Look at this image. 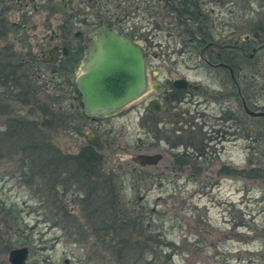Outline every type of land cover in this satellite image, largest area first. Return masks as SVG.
<instances>
[{"label":"rangeland","instance_id":"1","mask_svg":"<svg viewBox=\"0 0 264 264\" xmlns=\"http://www.w3.org/2000/svg\"><path fill=\"white\" fill-rule=\"evenodd\" d=\"M256 5V0H227L220 11L221 3L212 0L207 9H214L210 15L215 19L223 12L229 23L228 31L236 28L240 43L249 37L257 45L253 29ZM17 6L13 0H0V11H5L4 16L13 24L22 19ZM230 10L235 13H229ZM20 23L18 28L1 31L0 49L9 56L18 51L19 56L22 53L28 59L29 51H36L35 40L31 38L32 33H23L24 23L22 20ZM261 48L245 69L248 76L243 82L248 90L254 84L260 89L259 105L264 104V48ZM11 84L18 85L15 81L8 83ZM32 84L34 90H39L36 98L33 94L29 100L19 87L5 93L7 90L0 83V134L8 129L12 118L36 120L41 116L43 123L46 116L38 112L39 104L48 95L53 96L50 100L55 102V110L60 111L62 106L68 112L66 124H59L57 130L47 127L60 152L75 155L92 143L104 157L99 167L94 168L97 171L93 177H118L119 195L126 206L140 207L146 211V218H154L151 233L158 238L151 239L144 247L147 261L152 264H264V118L245 113L239 148L230 147L217 159L218 164L202 172L195 170L189 157V124L141 125L138 114L126 109L105 118L87 116L83 108L69 106L73 96L78 95L75 86L67 93L65 79L53 77L48 67H35ZM156 151L165 155L157 168H143L131 161L130 157L136 154ZM180 155L186 157L177 160ZM225 162L245 168L231 169L229 163L227 169H220V163ZM30 163L36 165L34 160L27 159L26 152L11 151L0 144V264H10V250L23 246L30 250L27 264H116L110 257L96 253L109 244L106 246L97 239L91 226L87 227L88 241H80L73 232L74 224L67 220L55 222L60 214L53 203L54 195L42 192L41 183L46 178L37 174ZM75 189L66 191L62 186L55 196L83 224L89 221L82 205L85 191L77 186Z\"/></svg>","mask_w":264,"mask_h":264},{"label":"flooded vegetation","instance_id":"2","mask_svg":"<svg viewBox=\"0 0 264 264\" xmlns=\"http://www.w3.org/2000/svg\"><path fill=\"white\" fill-rule=\"evenodd\" d=\"M13 1L24 23L23 33H32L35 40L32 65L26 71L35 98V67H48L53 77L65 79L67 93L75 86L78 94L76 80L90 42L100 30L125 34L142 50L149 81L147 92L125 109L138 114L141 125L189 124V157L196 171L211 169L230 147L239 148L245 102L251 110H264V104L258 103L260 89L254 84L247 91L243 84L248 76L245 69L264 45V0H256L258 5L253 7L257 45L249 37L240 43L236 28L228 31L223 12L212 18L214 9H207L212 0ZM216 2L222 11L227 0ZM21 20L14 23L15 28ZM250 53L252 57L247 56ZM10 88L14 86L6 90ZM73 99L71 109L82 108L79 94ZM229 163H220L219 168L227 169ZM230 164L231 169L245 168Z\"/></svg>","mask_w":264,"mask_h":264},{"label":"trees","instance_id":"3","mask_svg":"<svg viewBox=\"0 0 264 264\" xmlns=\"http://www.w3.org/2000/svg\"><path fill=\"white\" fill-rule=\"evenodd\" d=\"M4 14L5 11H0V33L9 28L15 29V24L10 23ZM32 55L31 50L28 59L22 53L19 56L18 51H14L13 55L9 56L0 49L1 86L7 89L11 86L8 85L10 81H17L15 84L18 83L19 86L12 85V87L17 86L22 89L24 92L22 94L29 100L33 93L30 92L31 89L28 86L29 79L26 71L32 65ZM245 89L248 90V87ZM48 96L46 101L39 104L40 111H38L46 116V120L42 123L41 116H37L36 120L28 117L9 119L11 123L8 129L0 134V144L6 145L11 151L21 149L26 152L27 159L36 162V165L30 163L29 166L34 167L41 177L46 178L44 183H41L42 192L54 195L53 203L56 204L58 214H60H56L59 216L56 223L67 220L74 224L72 225L75 227L73 232L77 233L80 241H88L90 235L87 227L91 226L95 230L97 239L105 242L106 246L109 244L102 251L97 250L96 253H99L101 257H110L116 264H152L146 260L144 247L150 243L151 239L158 238L157 235L151 233L154 218L152 216L146 218V211L140 207L129 209L126 206L119 195L118 177H93L97 171L94 168L99 167L104 157L96 147H93L92 143L80 148L75 155L60 152L59 147L49 136L47 127L59 129V124L67 123L65 119H68V112L62 108L56 111L53 106L55 102L50 100L53 96ZM49 115L52 118L47 119ZM183 157L186 156H181L177 160ZM249 172L247 171L246 174ZM62 186L66 191L72 188L76 191L75 186L78 189H84L85 196L82 205L89 221L83 224L78 223V218L71 215L66 210L65 203L55 196L58 195L57 190H60ZM151 212L155 211L151 210Z\"/></svg>","mask_w":264,"mask_h":264},{"label":"water","instance_id":"4","mask_svg":"<svg viewBox=\"0 0 264 264\" xmlns=\"http://www.w3.org/2000/svg\"><path fill=\"white\" fill-rule=\"evenodd\" d=\"M247 56L252 57L253 53ZM80 70L76 88L81 97V106L90 116L118 114L142 97L149 88L142 50L127 35L112 30L98 32L87 47ZM245 109L252 116L264 117V111L251 110L246 102ZM130 158L142 167L156 166L163 154L139 153ZM29 252L27 246L11 249L10 264H27Z\"/></svg>","mask_w":264,"mask_h":264}]
</instances>
